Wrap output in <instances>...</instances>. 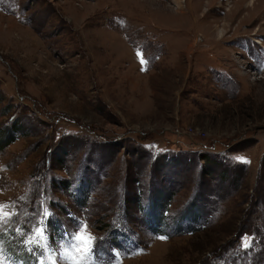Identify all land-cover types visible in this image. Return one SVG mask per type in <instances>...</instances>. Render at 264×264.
Instances as JSON below:
<instances>
[{"label": "rangeland", "instance_id": "1", "mask_svg": "<svg viewBox=\"0 0 264 264\" xmlns=\"http://www.w3.org/2000/svg\"><path fill=\"white\" fill-rule=\"evenodd\" d=\"M0 206L3 264H264V0H0Z\"/></svg>", "mask_w": 264, "mask_h": 264}, {"label": "snow or ice", "instance_id": "2", "mask_svg": "<svg viewBox=\"0 0 264 264\" xmlns=\"http://www.w3.org/2000/svg\"><path fill=\"white\" fill-rule=\"evenodd\" d=\"M0 213H2V206H0ZM2 216H7V213H2ZM86 228V225H80L74 232L72 233H65V239H69V244L67 246V251H66V258H71L72 256V251L76 250H83L84 253L87 255L89 253H91L92 255H94V250L92 248V243L94 241L95 238H91V237H85L82 234V229ZM36 235L39 236L40 240H47L48 243H46L44 245V247L50 248L51 247V242H50V238L47 236L46 233V229L41 228L39 230L38 233H36ZM0 264H3L2 261H0ZM54 264V262H53Z\"/></svg>", "mask_w": 264, "mask_h": 264}, {"label": "trees", "instance_id": "3", "mask_svg": "<svg viewBox=\"0 0 264 264\" xmlns=\"http://www.w3.org/2000/svg\"><path fill=\"white\" fill-rule=\"evenodd\" d=\"M202 157H203V159H207V161H208V163L210 165L209 170H207L205 173H207L208 175L209 174L211 175L214 172V169H213V167L211 165H215V164L218 165V164L216 162H214V161L211 162L210 159H209V156L206 155V154H203ZM224 174L226 175L227 173L225 172ZM234 182H236V180ZM18 219H19V216L17 215V217H16V221L17 222H19L22 219H24V220H28L29 219L30 222L32 221L31 218L27 219L25 217L21 218L19 221H18ZM39 227H40V224H39V226H37V228H39ZM41 228H42V224H41ZM8 231H10V230H7V228L6 229L4 228V229L0 230V241H2L4 243L5 247L12 252L13 249H11V247H13V245H17L18 249H20L22 253L24 251H26L27 249H25L23 247L24 244L21 242L22 234L21 233L14 234L15 230H13V228H12V231H10V232H8ZM19 244H20V246H19Z\"/></svg>", "mask_w": 264, "mask_h": 264}, {"label": "bare ground", "instance_id": "4", "mask_svg": "<svg viewBox=\"0 0 264 264\" xmlns=\"http://www.w3.org/2000/svg\"><path fill=\"white\" fill-rule=\"evenodd\" d=\"M223 31H224L223 29H219L218 33L221 35L223 33Z\"/></svg>", "mask_w": 264, "mask_h": 264}]
</instances>
